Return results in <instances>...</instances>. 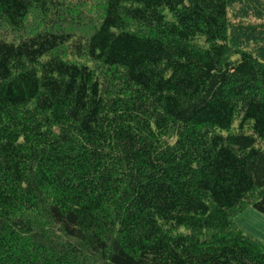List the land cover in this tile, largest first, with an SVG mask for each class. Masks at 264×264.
Listing matches in <instances>:
<instances>
[{"label":"trees","instance_id":"obj_1","mask_svg":"<svg viewBox=\"0 0 264 264\" xmlns=\"http://www.w3.org/2000/svg\"><path fill=\"white\" fill-rule=\"evenodd\" d=\"M247 207L264 0H0V264H264Z\"/></svg>","mask_w":264,"mask_h":264},{"label":"rangeland","instance_id":"obj_2","mask_svg":"<svg viewBox=\"0 0 264 264\" xmlns=\"http://www.w3.org/2000/svg\"><path fill=\"white\" fill-rule=\"evenodd\" d=\"M86 12L87 15L90 16L92 14L91 8ZM35 23L37 22L35 21ZM59 27L61 28V26ZM233 221L243 233L251 236L253 239L264 245V216L262 214L256 212L251 207H247L241 213L236 214L233 217Z\"/></svg>","mask_w":264,"mask_h":264}]
</instances>
